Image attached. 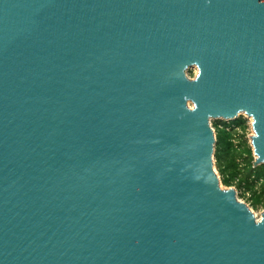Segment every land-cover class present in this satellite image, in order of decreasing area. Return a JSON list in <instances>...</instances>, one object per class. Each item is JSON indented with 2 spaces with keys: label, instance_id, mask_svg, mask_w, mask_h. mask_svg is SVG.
<instances>
[{
  "label": "water",
  "instance_id": "1",
  "mask_svg": "<svg viewBox=\"0 0 264 264\" xmlns=\"http://www.w3.org/2000/svg\"><path fill=\"white\" fill-rule=\"evenodd\" d=\"M243 112L255 166L264 0H0V264H264L213 166Z\"/></svg>",
  "mask_w": 264,
  "mask_h": 264
},
{
  "label": "trees",
  "instance_id": "2",
  "mask_svg": "<svg viewBox=\"0 0 264 264\" xmlns=\"http://www.w3.org/2000/svg\"><path fill=\"white\" fill-rule=\"evenodd\" d=\"M215 130V165L225 185H234L249 194L252 207L264 203V162L253 165V151L246 140L247 119L243 115L232 120L217 119ZM224 160V161H223Z\"/></svg>",
  "mask_w": 264,
  "mask_h": 264
},
{
  "label": "rangeland",
  "instance_id": "3",
  "mask_svg": "<svg viewBox=\"0 0 264 264\" xmlns=\"http://www.w3.org/2000/svg\"><path fill=\"white\" fill-rule=\"evenodd\" d=\"M196 72H197V68H196L195 66H192V67H190V68L187 69V75H188V77H190V78H193L194 75L196 74ZM189 105L192 106V103H189ZM242 115L245 116V117L247 118V120L249 121V127H248V131H247V134H246V140H247V142L250 144V136H251L252 133H253V129H252V127H250V126H251V123H250L249 118H248L246 115H244L243 113H242ZM217 119H218V118H216V119H211V121H210V123H211V125H212L213 128H214L213 123H214V121L217 120ZM221 120H224V119H221ZM230 120H232V119H230ZM223 161H224V160H223ZM213 166H214V169H215L216 173H217L218 176H219V181H220V185H221V187H223V188H228V187H233V188H235L238 199L241 200V201H243L244 203H246V204L248 205V207H249V208L253 211V213L255 214V217H256V218H260V217H261V213H262V211L264 210V203H263L262 205H259L257 208L252 207V205H251V203H250V199H249V194H248V193H245L244 195H242L243 191H240L236 186H234V185H225V184L222 182V176H221V174L219 173V171H218V169H217V167H216V165H215V158H214V165H213Z\"/></svg>",
  "mask_w": 264,
  "mask_h": 264
},
{
  "label": "bare ground",
  "instance_id": "4",
  "mask_svg": "<svg viewBox=\"0 0 264 264\" xmlns=\"http://www.w3.org/2000/svg\"><path fill=\"white\" fill-rule=\"evenodd\" d=\"M243 114L244 115H246L248 118H249V120H250V123H251V126L250 127H252V122H253V117H252V115H247V114H245V112H243ZM211 121V120H210ZM253 129V128H252ZM254 134V131H253V133H252V135ZM257 220H259L260 218H256Z\"/></svg>",
  "mask_w": 264,
  "mask_h": 264
},
{
  "label": "built area",
  "instance_id": "5",
  "mask_svg": "<svg viewBox=\"0 0 264 264\" xmlns=\"http://www.w3.org/2000/svg\"><path fill=\"white\" fill-rule=\"evenodd\" d=\"M240 115H242V114H240ZM238 117V116H237ZM245 117V116H244ZM247 119V118H246ZM247 124H248V127H249V121L247 120Z\"/></svg>",
  "mask_w": 264,
  "mask_h": 264
}]
</instances>
